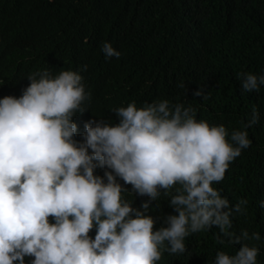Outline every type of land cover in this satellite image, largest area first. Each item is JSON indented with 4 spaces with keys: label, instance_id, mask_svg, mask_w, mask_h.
<instances>
[{
    "label": "clouds",
    "instance_id": "1",
    "mask_svg": "<svg viewBox=\"0 0 264 264\" xmlns=\"http://www.w3.org/2000/svg\"><path fill=\"white\" fill-rule=\"evenodd\" d=\"M101 51L121 55L109 42ZM238 78L245 92L264 85V75ZM27 79L21 96L0 98V264H25V257L31 264H157L163 251L183 254L186 237L213 227L218 243L240 245L234 255L218 251L214 264H257L259 249L244 241L260 234L230 231L231 217L245 214L248 201L231 206L213 187L250 147L247 131L233 130L229 140L224 125L198 120L191 106L132 101L114 110L115 126L87 122L78 142L73 116L89 98L79 72L45 69ZM258 120L253 107L244 127ZM97 167L110 171L101 177ZM117 178L150 201L163 192L178 215L155 230L145 214L150 201L133 208Z\"/></svg>",
    "mask_w": 264,
    "mask_h": 264
},
{
    "label": "trees",
    "instance_id": "2",
    "mask_svg": "<svg viewBox=\"0 0 264 264\" xmlns=\"http://www.w3.org/2000/svg\"><path fill=\"white\" fill-rule=\"evenodd\" d=\"M105 42L119 58H106ZM45 69L73 70L83 78L89 98L73 116L78 142L87 122L115 126L120 118L114 110L132 101L137 107L165 99L191 106L198 120L224 125L229 140L233 130L247 131L250 147L213 187L231 206L248 201L245 214L231 217L230 231L259 233V240L244 243L259 249L257 264H264V85L245 92L238 78L264 75V0H0V98L21 96L27 77ZM200 88L203 94L195 96ZM253 107L259 120L245 128ZM105 171L110 169L97 167L94 174ZM117 180L133 208L150 201ZM169 199L161 192L149 203L145 214L156 221L155 230L167 226L166 216L178 215ZM218 233L213 227L190 234L183 254L163 251L157 264H214L218 251L234 255L240 245L227 238L218 243ZM31 259L25 257V264Z\"/></svg>",
    "mask_w": 264,
    "mask_h": 264
}]
</instances>
